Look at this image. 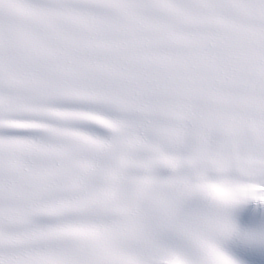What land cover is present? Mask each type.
I'll list each match as a JSON object with an SVG mask.
<instances>
[{"label":"snow or ice","instance_id":"1","mask_svg":"<svg viewBox=\"0 0 264 264\" xmlns=\"http://www.w3.org/2000/svg\"><path fill=\"white\" fill-rule=\"evenodd\" d=\"M0 264H264V0H0Z\"/></svg>","mask_w":264,"mask_h":264}]
</instances>
